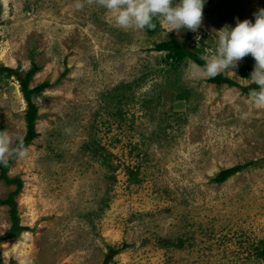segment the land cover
Returning <instances> with one entry per match:
<instances>
[{
  "label": "rangeland",
  "instance_id": "obj_1",
  "mask_svg": "<svg viewBox=\"0 0 264 264\" xmlns=\"http://www.w3.org/2000/svg\"><path fill=\"white\" fill-rule=\"evenodd\" d=\"M260 7L206 0L196 32L162 18L149 32L115 26L98 0H0V65L23 76L36 66L30 88L48 84L33 94L38 135L8 172L23 182L15 199L29 230L0 243V264H103L110 247L109 264H264V107L242 88L254 58L222 72L239 86L216 85L154 49L174 32L211 56L213 30ZM26 110L17 77L0 73L12 145ZM15 188L0 179V237Z\"/></svg>",
  "mask_w": 264,
  "mask_h": 264
},
{
  "label": "clouds",
  "instance_id": "obj_2",
  "mask_svg": "<svg viewBox=\"0 0 264 264\" xmlns=\"http://www.w3.org/2000/svg\"><path fill=\"white\" fill-rule=\"evenodd\" d=\"M98 3L113 13L115 26L122 29H154V18H162L169 31L196 32L202 23L206 0H98ZM253 16L254 20L237 19L234 26L225 24L213 30L214 54L201 56L204 64L196 67L195 75L214 78L232 71L243 57L251 55L255 64L247 79L257 87L250 89L249 96L253 105L264 107V7L258 8ZM26 154L22 140L17 138L12 145L8 133L0 130V166H7L12 157L23 158Z\"/></svg>",
  "mask_w": 264,
  "mask_h": 264
},
{
  "label": "trees",
  "instance_id": "obj_3",
  "mask_svg": "<svg viewBox=\"0 0 264 264\" xmlns=\"http://www.w3.org/2000/svg\"><path fill=\"white\" fill-rule=\"evenodd\" d=\"M157 26L154 29H147L149 32L155 31ZM155 50L165 52V58L167 62L173 63H181L184 60L191 59L199 66H203L204 60L201 59V56L204 55V49L197 48V46H193L188 44L186 41L180 40L174 32L168 34V38L161 41L160 43L156 44L154 47ZM36 71V66H33L30 70L26 72L23 76L20 72L16 69L10 68L8 66L0 65V73L10 76H16L19 80L23 97L27 104L26 110V122H27V131L22 139L25 148L28 147L29 144L37 137L38 132L36 130V121L38 118V107L36 102L33 101V94H38L43 91L48 84L43 83L37 85L36 87L30 88V81ZM242 76H247L245 71L241 70ZM210 83L218 84H229L233 86H239L237 82L233 79L225 76L223 73L217 75L214 78L209 79ZM242 87V86H241ZM257 86L253 83L247 86H243V91L249 94L250 89L256 88ZM182 96H179V99H182ZM17 142V141H16ZM15 142V143H16ZM15 143L13 145H15ZM16 157H12L9 159V163L7 166H0V179L3 180L8 185H15L16 188L11 191L7 198L2 200L1 202L5 205L10 207V216H11V227L9 232L0 237V243L9 238L17 237L22 231H27L29 228L27 226H23L20 223V216L18 214V204L15 199L17 195H19L23 188V182L19 177L10 178L8 175L9 169L11 168L12 164L14 163ZM242 169L241 165H235L226 169L221 170L218 175L214 178L216 182H223L228 177L234 175L239 170ZM119 251L113 247L109 248V252L106 258L103 261V264H109L113 257Z\"/></svg>",
  "mask_w": 264,
  "mask_h": 264
},
{
  "label": "bare ground",
  "instance_id": "obj_4",
  "mask_svg": "<svg viewBox=\"0 0 264 264\" xmlns=\"http://www.w3.org/2000/svg\"><path fill=\"white\" fill-rule=\"evenodd\" d=\"M1 54V53H0ZM18 91V90H17Z\"/></svg>",
  "mask_w": 264,
  "mask_h": 264
}]
</instances>
